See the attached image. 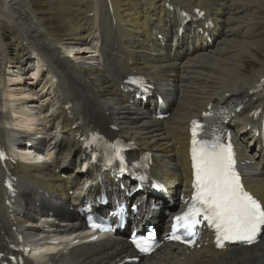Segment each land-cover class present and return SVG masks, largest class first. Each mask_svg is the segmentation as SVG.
Returning <instances> with one entry per match:
<instances>
[{
	"label": "bare ground",
	"instance_id": "6f19581e",
	"mask_svg": "<svg viewBox=\"0 0 264 264\" xmlns=\"http://www.w3.org/2000/svg\"><path fill=\"white\" fill-rule=\"evenodd\" d=\"M34 1L0 0V139L12 133L32 142L33 133L17 132L19 125L5 121L32 113L36 100L42 104L52 100L48 107H56V113L46 119L40 133L50 145L56 143L59 152L51 158V166L24 165L20 157L15 169L20 203L13 210L6 207L5 176L0 170V246L7 248L19 234L41 235L49 228L80 243L67 245L46 264H123L132 249L121 237L89 245L80 237L82 221L76 205L85 177L74 172L77 161L84 158L80 138L90 131L115 129L141 152L152 154L155 175L167 182L173 195L190 185L189 124L210 103L245 96L247 101L231 123L243 133L239 145L246 147L251 140L247 127L254 123L249 114L256 108L264 111V31L258 32L264 0H48L43 10ZM170 6L190 12L202 9L215 23L210 32L213 43L203 38L209 31L199 34L187 28L180 38L181 25ZM99 38L102 67L100 62L84 63ZM72 45L79 49L67 53ZM36 54L47 71L39 92L23 106L17 84L21 72H31L34 66L43 69ZM139 74L166 94L167 120L149 119L147 105L132 102L123 93L127 77ZM22 128L30 130L27 123ZM246 168L254 172L246 180L249 189L264 203V153ZM63 174L71 175L65 180ZM93 174L95 170L89 172ZM165 221L163 214L154 220L159 225ZM214 248L210 242L193 251L164 246L139 264H264V236L250 248Z\"/></svg>",
	"mask_w": 264,
	"mask_h": 264
},
{
	"label": "snow or ice",
	"instance_id": "6c2138e0",
	"mask_svg": "<svg viewBox=\"0 0 264 264\" xmlns=\"http://www.w3.org/2000/svg\"><path fill=\"white\" fill-rule=\"evenodd\" d=\"M132 83H137L133 80ZM142 86V85H141ZM206 116L208 113L205 114ZM198 121H193L192 159L194 167V189L192 205L182 216L176 217V226L183 227L189 234L202 221H207L221 240H246L253 242L254 237L264 227V206L246 191L234 169L231 145L218 142H201L196 139ZM102 139L93 135L91 143ZM108 163L119 160L123 166L124 147L117 143L109 144ZM2 155V154H0ZM9 187L11 185L9 184ZM179 239V237H173ZM141 252H148V240L138 238L134 241ZM220 246H223L222 244Z\"/></svg>",
	"mask_w": 264,
	"mask_h": 264
},
{
	"label": "rangeland",
	"instance_id": "374dc122",
	"mask_svg": "<svg viewBox=\"0 0 264 264\" xmlns=\"http://www.w3.org/2000/svg\"><path fill=\"white\" fill-rule=\"evenodd\" d=\"M47 1L48 0H35L34 2H38L37 4L39 5L38 6L39 10H43L47 4ZM258 17H259L258 19H260V21H261L260 29L258 30V32H263L264 31V12H262V14L259 15ZM253 66L254 65H251L249 69L252 70Z\"/></svg>",
	"mask_w": 264,
	"mask_h": 264
}]
</instances>
